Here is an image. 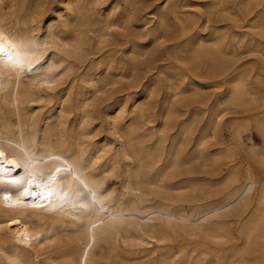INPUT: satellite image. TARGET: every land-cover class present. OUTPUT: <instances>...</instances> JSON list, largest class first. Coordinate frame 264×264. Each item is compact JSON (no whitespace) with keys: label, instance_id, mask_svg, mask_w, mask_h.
<instances>
[{"label":"bare ground","instance_id":"6f19581e","mask_svg":"<svg viewBox=\"0 0 264 264\" xmlns=\"http://www.w3.org/2000/svg\"><path fill=\"white\" fill-rule=\"evenodd\" d=\"M136 1L118 15L102 0H0V33L27 53L22 71L0 57L3 162L36 157L29 170L44 180L62 169L42 208L9 207L3 193L22 189L0 184V264H264V117L244 123L253 146L226 117L258 102L232 62L242 48L264 62V0H202L139 21ZM252 9L257 37L238 25ZM213 12L236 26L194 32ZM136 21L144 42L120 31ZM141 62L154 73L145 82ZM206 82L218 91L197 121Z\"/></svg>","mask_w":264,"mask_h":264},{"label":"rangeland","instance_id":"374dc122","mask_svg":"<svg viewBox=\"0 0 264 264\" xmlns=\"http://www.w3.org/2000/svg\"><path fill=\"white\" fill-rule=\"evenodd\" d=\"M55 0H47V7L50 8ZM202 0H137L136 1V6L134 9V14L138 16L137 21H139L140 14H148L152 10L157 9V8H162L163 10L169 11L172 8L175 9L178 7H182L183 5H191L197 2H201ZM122 0H102L101 7L100 9H106L110 5H118V10L117 13L118 15L120 14L121 11V3ZM189 2V3H188ZM114 3V4H113ZM179 5V6H178ZM192 6V5H191ZM182 11L188 12L189 9L187 8H181ZM256 10V9H255ZM254 9L250 11L249 13H243L242 15V22L239 25L240 31L243 33L247 34H252L254 37L258 36V31L253 30L250 28V25L252 24L253 17H254ZM139 13V14H138ZM252 13V14H251ZM36 20L38 26L43 30L47 26V23H49V17L45 15L43 11H38L37 12ZM203 17L200 18V20L197 22V27H194V32L197 29V33H201V35H206L209 34L211 31V28L213 26H219V27H226L231 28L235 27V23L233 22V19L236 21V18H232V21L227 20L223 16L213 12L212 15H210L207 19H204ZM135 23H130L129 25H125L120 29L121 32L125 33L129 38H133L137 40V42H144L143 40V31L140 29H134L137 25L138 22ZM231 22V23H230ZM228 25V26H227ZM173 39L170 38L167 40L165 48L168 50H172V45L174 41ZM170 43H169V42ZM243 50V51H242ZM161 51V50H160ZM162 52V51H161ZM239 53H237V57L233 59L232 65H233V74L238 77L240 75H247L246 77V85L247 89L250 94H253L256 99H258L257 103L255 104H250L249 99L245 98V106L241 110H235L229 114H227V118L229 117H234L235 119L238 120V126H242V129L244 128V123L246 121H254L255 118H262L264 117V107L262 106V103L260 102L263 97H264V83L258 82L255 79V75L259 74L260 69L264 70V62L263 58L261 55H255L253 53H246V51L242 48L238 50ZM240 54V55H239ZM242 54V55H241ZM259 60V61H258ZM260 65V66H259ZM250 69V70H249ZM137 73L136 75L143 79H141L142 82H145L147 78L153 77L154 73H150L148 71V68L146 67V63L141 62L139 65L136 66ZM129 81L124 80L123 85L125 86L126 83ZM212 85L206 82L203 86L202 89V95H203V104L200 106V112L197 117V121H200L206 111V107L212 103V100L215 97V93H217L218 89ZM156 105H152V107H155ZM231 115V116H230ZM262 115V116H261ZM199 118V119H198ZM254 123L251 124L250 127L244 128V132L242 134L243 141L246 145H252L253 144H259L260 143V138L257 136L255 129H254ZM245 133V134H244ZM246 135V136H245ZM102 135H99V138H101ZM262 178H264L262 174Z\"/></svg>","mask_w":264,"mask_h":264},{"label":"snow or ice","instance_id":"6c2138e0","mask_svg":"<svg viewBox=\"0 0 264 264\" xmlns=\"http://www.w3.org/2000/svg\"><path fill=\"white\" fill-rule=\"evenodd\" d=\"M0 57L6 58L12 69L22 71L27 60L25 45L9 41L7 36L0 33ZM28 70H33L30 61L28 62ZM3 157L4 152L0 151V184L22 189L20 195L15 199L12 198L11 192L5 191L3 193V199L8 202L9 207H22L31 201L33 207L42 208L46 199L57 194V190L52 188V185L57 181L58 174L62 169L57 168L56 172L49 175L47 181H45L42 174L37 173L34 168L29 170V163L36 160V157H31L24 164L14 162L4 164ZM21 169H23L25 175L20 174ZM25 181L27 182L26 185ZM37 201H40V203Z\"/></svg>","mask_w":264,"mask_h":264}]
</instances>
